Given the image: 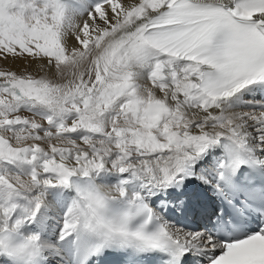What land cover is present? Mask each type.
Instances as JSON below:
<instances>
[{
  "label": "snow or ice",
  "instance_id": "obj_1",
  "mask_svg": "<svg viewBox=\"0 0 264 264\" xmlns=\"http://www.w3.org/2000/svg\"><path fill=\"white\" fill-rule=\"evenodd\" d=\"M0 264H264V0H0Z\"/></svg>",
  "mask_w": 264,
  "mask_h": 264
}]
</instances>
